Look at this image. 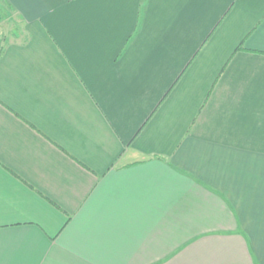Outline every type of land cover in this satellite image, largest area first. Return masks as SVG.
Instances as JSON below:
<instances>
[{
	"label": "crops",
	"instance_id": "crops-1",
	"mask_svg": "<svg viewBox=\"0 0 264 264\" xmlns=\"http://www.w3.org/2000/svg\"><path fill=\"white\" fill-rule=\"evenodd\" d=\"M0 8V264H264V0Z\"/></svg>",
	"mask_w": 264,
	"mask_h": 264
},
{
	"label": "rangeland",
	"instance_id": "rangeland-1",
	"mask_svg": "<svg viewBox=\"0 0 264 264\" xmlns=\"http://www.w3.org/2000/svg\"><path fill=\"white\" fill-rule=\"evenodd\" d=\"M4 9L3 8H0V31H4L10 27H12L14 25V23H11L10 25L9 24H5V20H7L8 18H10V16H12L13 14L10 12V11H7L6 10V13L3 12ZM9 25V27H7ZM254 251L255 252H258L259 251V247L258 246H255L254 247Z\"/></svg>",
	"mask_w": 264,
	"mask_h": 264
}]
</instances>
